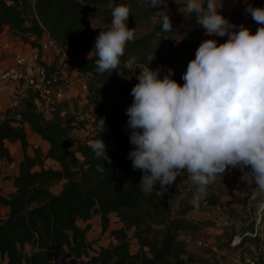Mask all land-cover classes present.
Segmentation results:
<instances>
[{
	"label": "trees",
	"instance_id": "1",
	"mask_svg": "<svg viewBox=\"0 0 264 264\" xmlns=\"http://www.w3.org/2000/svg\"><path fill=\"white\" fill-rule=\"evenodd\" d=\"M160 2L162 5L153 8L146 0H0V38L7 31L36 46L30 36L42 37L48 31L77 61L78 72L88 82V101L94 116L105 118L106 130L98 136L111 159L108 163L94 157L90 143L96 134L85 141L71 137L64 122L66 115H61V104L50 118L38 110L33 98L6 111L0 118L1 156L13 161L5 141H19L24 156L14 191L9 197L0 195V205L9 208L8 215L0 217V264H52L57 245L66 248L72 257L89 259L94 264L202 262L199 251L188 249L194 243L181 239L183 235L195 236L201 229L202 224L189 217L201 205H187L173 214L166 199L179 192L177 178L166 188L157 185L151 193L144 194L137 185L142 173L133 170L128 159L133 145L128 139L125 110L132 103L130 91L138 82L136 76L146 67H159L162 77L171 68L172 78L183 84L181 75L187 63L194 58L199 44L211 38L196 23L193 13L185 23L184 35L179 40L169 39L171 30L164 32L161 24L153 21L168 8ZM117 4L129 6L128 27L135 28V38L125 47L119 74L115 69L112 73H98L95 54L89 53L95 37L110 26L111 9ZM171 24L173 29L172 21ZM149 57L154 58L150 64ZM111 99H119L125 106L116 108ZM26 125L49 142L46 153L39 146L32 147ZM103 163L106 169L97 171ZM214 200L208 201L211 208ZM113 214L123 224L111 230L116 244L95 249L87 239L91 224L82 227L79 222L99 216L106 231ZM132 228L140 245L135 253L131 252L128 233ZM242 237L241 245L256 239L252 233ZM250 264H262L261 258Z\"/></svg>",
	"mask_w": 264,
	"mask_h": 264
},
{
	"label": "clouds",
	"instance_id": "2",
	"mask_svg": "<svg viewBox=\"0 0 264 264\" xmlns=\"http://www.w3.org/2000/svg\"><path fill=\"white\" fill-rule=\"evenodd\" d=\"M185 10L195 13L196 23L207 35L227 36L223 43L203 40L181 75L173 70L161 77V68L146 67L131 88L128 117V152L133 170L142 175V193L157 185L166 188L184 172L195 186L191 204L197 206L207 186L226 169L239 168L240 179L255 184L250 200L264 196V6L248 4L244 11L259 27L253 33L237 26L218 11L222 0H184ZM150 5H162L150 0ZM206 5V7H204ZM111 24L95 37V70H118L126 45L135 38L128 27L130 8L111 9ZM161 29L172 30L168 15L160 17ZM149 64L154 59L149 57ZM134 58L127 63L130 65ZM127 78V77H126ZM96 138L90 143L94 157L111 163L106 144L98 134L106 130L105 118L95 119ZM106 169L104 163L97 171ZM264 207V203L261 204Z\"/></svg>",
	"mask_w": 264,
	"mask_h": 264
},
{
	"label": "rangeland",
	"instance_id": "3",
	"mask_svg": "<svg viewBox=\"0 0 264 264\" xmlns=\"http://www.w3.org/2000/svg\"><path fill=\"white\" fill-rule=\"evenodd\" d=\"M160 1L165 2L168 8L160 11L153 21L155 24H160V17L168 15L170 21L174 23V28L167 34V37L179 40L186 32L185 23L192 17L193 13L186 12L184 0ZM146 2L150 3V0H146ZM248 4L254 7H261L264 6V0H222V7L218 11L230 22L237 26L243 24L254 33L259 25L251 19L250 14L244 11ZM200 27L205 30L201 25ZM210 36L211 39H216L218 43H223L227 39V36L219 37L214 34ZM62 58L69 59L71 57L69 55ZM48 69L51 72H55L49 65ZM75 69H77V66ZM58 77L67 89L70 81L64 80L65 78L59 75ZM80 78L87 86L86 77L82 75ZM30 98L35 100L38 110L43 112L48 118L52 117L53 110L56 109L58 104H61V115H66L64 122L69 129L71 137L85 141L96 134L94 122L96 118H99L94 116V108L89 104L87 88L86 90L85 88L80 89L79 94L76 96L66 98L64 95V97L53 101H47L25 89L22 94H17L11 101V109L20 107L25 99ZM64 100H67L66 103H64ZM111 104L116 108L125 106V104H121L119 99H111ZM40 139L33 137L31 141L34 144H41L43 152L46 153L49 146ZM52 164V162H48V165ZM241 175L239 168H229L222 175H217L212 183L207 186V194L199 202L200 208L189 213V217L202 224V227L195 236L183 235L181 239L187 244L194 243L188 249L194 248L199 251L202 262L190 263L186 260L185 264H250L253 259L257 261V257L261 258L262 264L264 263V207L261 206L264 203V196L258 195L255 199L250 200L249 198L252 195L255 184L252 182L251 177H249L248 183L242 181L240 179ZM177 180L179 182V192L169 194L166 199L173 214L180 212L187 205H192L190 201L195 191V186L188 180L187 173H180L177 176ZM212 198L215 199L213 202L214 208H211L212 206L208 203ZM217 205L219 208H216ZM92 225L93 229L89 233V237L95 245V249L116 244L111 230L123 227V224L115 214L111 215L110 228L107 231L102 230L98 218L92 220ZM128 233L131 237V252L135 253L140 248L135 229H130ZM250 233L256 239L253 242L241 245L239 242L243 239L242 235L248 236ZM65 251L68 252L66 248ZM182 257L187 259V255ZM80 260L91 263L89 259L82 258Z\"/></svg>",
	"mask_w": 264,
	"mask_h": 264
},
{
	"label": "crops",
	"instance_id": "4",
	"mask_svg": "<svg viewBox=\"0 0 264 264\" xmlns=\"http://www.w3.org/2000/svg\"><path fill=\"white\" fill-rule=\"evenodd\" d=\"M29 39L30 41H34L36 43V46H34L31 42H24L18 36L12 35L7 31L3 33V35L0 38V71L8 66L14 65L15 54L22 53L29 55L31 53H35L39 49V44L36 37L33 35L30 36ZM42 56L43 59L45 60V63L51 66L52 69H54L57 74L59 73L58 75L60 77L62 78L64 77L65 78L64 80L70 81V85H67V89L65 88V92H64L66 98L76 96L77 94H79L80 89L85 88L86 90L87 86L85 82H82V78H80V76L82 75H80L78 70L75 69L77 65L76 64L77 61H75L72 58L69 59L62 58V56L59 55L55 49H48L46 51H43ZM57 70H59V72H57ZM21 93L22 91L18 89V84L16 82L0 79V118L3 117L6 111L12 108L11 101L15 98L17 94H21ZM66 101L67 100H64V103H66ZM26 131L28 133L29 142L31 143L32 147H38V146L41 147L40 146L41 144L40 145L34 144L31 141V138L33 137H38V138L41 137L34 134L28 125H26ZM42 141L48 144V146L50 147L49 142L44 140ZM5 146L7 147L10 155L13 157V161L10 162L7 158L2 157L0 153V195L9 197L15 189L14 187L15 178L19 173L20 162L22 161L24 154L21 143L19 141L16 142L5 141ZM29 153L33 154L32 148L29 149ZM8 213H9V208L7 206L0 205V217H5L8 215ZM94 218H98L99 222L101 223L99 216H94L88 222H83V221L79 222V225L82 227H84L87 223L91 224V229L87 233V239L89 241H91L89 237V233L93 229L92 220ZM92 245L93 247L95 246L93 242Z\"/></svg>",
	"mask_w": 264,
	"mask_h": 264
},
{
	"label": "built area",
	"instance_id": "5",
	"mask_svg": "<svg viewBox=\"0 0 264 264\" xmlns=\"http://www.w3.org/2000/svg\"><path fill=\"white\" fill-rule=\"evenodd\" d=\"M39 49L29 55L17 53L14 56V65L0 71V79L16 82L18 89L24 92L30 90L47 101L58 100L64 96L65 84L60 82L56 72H51L43 59L42 52L55 49L62 57L69 56L66 49L62 48L48 31L42 36H35ZM21 93V94H22ZM216 208H219L217 205Z\"/></svg>",
	"mask_w": 264,
	"mask_h": 264
},
{
	"label": "water",
	"instance_id": "6",
	"mask_svg": "<svg viewBox=\"0 0 264 264\" xmlns=\"http://www.w3.org/2000/svg\"><path fill=\"white\" fill-rule=\"evenodd\" d=\"M56 251L54 252V262L52 264H94L90 262H85L72 257V255L65 251L62 245H57L55 247Z\"/></svg>",
	"mask_w": 264,
	"mask_h": 264
}]
</instances>
